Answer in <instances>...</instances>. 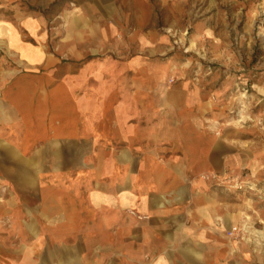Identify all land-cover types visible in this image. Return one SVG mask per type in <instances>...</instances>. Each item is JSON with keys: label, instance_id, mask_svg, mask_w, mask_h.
I'll return each instance as SVG.
<instances>
[{"label": "crops", "instance_id": "0c3cea01", "mask_svg": "<svg viewBox=\"0 0 264 264\" xmlns=\"http://www.w3.org/2000/svg\"><path fill=\"white\" fill-rule=\"evenodd\" d=\"M2 8L0 44L14 64L0 56V219L32 238L0 241V264L224 257L225 189L199 174L237 172L247 151L201 83L162 58L164 45L85 60L73 73L64 65L57 78L54 55L24 42ZM38 22L19 17L36 40Z\"/></svg>", "mask_w": 264, "mask_h": 264}, {"label": "rangeland", "instance_id": "374dc122", "mask_svg": "<svg viewBox=\"0 0 264 264\" xmlns=\"http://www.w3.org/2000/svg\"><path fill=\"white\" fill-rule=\"evenodd\" d=\"M2 6L24 42L54 55L57 78L64 65L73 73L85 60L164 45L162 58L172 54L184 76L201 83L225 131L247 151L244 168L225 171L242 188L211 182L225 189V230L217 237L225 239V256L192 263L176 252L170 264H264V0H2ZM25 16L38 19L43 34L37 40L19 25ZM150 34L164 40L144 41ZM6 53L0 44V56L11 66L14 56ZM177 77L176 71L168 81ZM10 218L0 219V241L30 240L31 233L16 230Z\"/></svg>", "mask_w": 264, "mask_h": 264}, {"label": "built area", "instance_id": "2783aa9c", "mask_svg": "<svg viewBox=\"0 0 264 264\" xmlns=\"http://www.w3.org/2000/svg\"><path fill=\"white\" fill-rule=\"evenodd\" d=\"M199 177L202 178L205 181H210L217 185H224L228 184L230 187L234 188H242V181L240 179H237V177L234 176H225L224 174H220L214 171L210 172H203L199 174ZM235 228H232L230 233L233 232Z\"/></svg>", "mask_w": 264, "mask_h": 264}]
</instances>
